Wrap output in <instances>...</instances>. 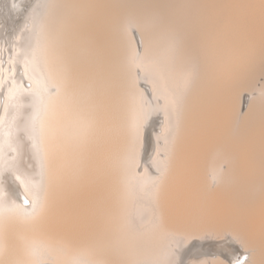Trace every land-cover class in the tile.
I'll use <instances>...</instances> for the list:
<instances>
[{
	"label": "bare ground",
	"instance_id": "bare-ground-1",
	"mask_svg": "<svg viewBox=\"0 0 264 264\" xmlns=\"http://www.w3.org/2000/svg\"><path fill=\"white\" fill-rule=\"evenodd\" d=\"M138 2L0 0V36L3 41H10L8 44L15 46L18 54L15 60L6 61V64L10 63L12 70L21 64L22 77L31 79L33 84H30L34 87L32 91H26L21 84V76L14 74L16 69L9 73L7 69L10 67L0 68L4 77L11 81L7 87L0 79V100L6 103V108L14 109L12 117L21 112L23 95L29 94L38 100L37 168L41 174L36 186L32 173L21 163L23 141L17 138L18 128L4 123L0 130V173H9L14 180L0 185L3 194L0 197V241L5 243L2 236L8 235L10 240L7 242L10 245L12 242L11 247L21 248L20 245L27 243V236H40L44 246L40 243L32 246L29 258L20 251L25 256L24 264H38L47 255L52 258V264H100L104 259L107 264L109 261L112 264L134 261L139 264H236L244 259L243 253L247 252L243 247L240 248L243 253L237 251V246L234 249L235 241H243L251 249L253 246L256 249L251 253L253 264H264V97L249 95L246 108L241 111L244 95L252 92L255 78L264 71V42L260 46L259 41H252L255 34L251 35V31L243 40L239 37V42L236 33H224L225 37L236 36L234 41H228L222 32L233 31L234 28L233 25H228L231 26L229 29L224 23H219L224 3L206 8L205 3L196 0L189 14L179 15L178 30L187 35L185 38L184 34L176 32L173 37L178 43L179 53L182 56L197 55L203 66L202 76L215 78L210 83L215 87L214 94L219 96L220 104L214 100L217 104L215 109L210 107L213 100L208 105L206 103L207 107L215 109L206 108L211 110L209 114H213L209 119L211 114L206 113L201 104L206 113L203 116H209L202 120L200 114L193 131L190 129L192 125H188L185 145L181 142L186 136L178 138L177 144L183 136L180 142L183 147L178 146L185 147L184 153L181 151L182 156L179 155V159L182 157L179 163L181 167L187 164L188 169L179 167L180 171L177 169L179 172L175 173L180 165L175 166L176 159L171 162L174 164L171 166H175V175L173 173L169 180L166 179V186L163 180L169 175L167 161L157 157L164 147L157 144L160 140L156 141L160 136L174 135L178 109L170 99L162 106L157 104L159 102L150 104L153 95L165 93L161 79L153 75L148 77L153 84L149 99L146 91L138 88L141 77L132 73L136 61L131 58L134 46L137 49L140 45L149 51L154 46L148 38L149 32L131 14ZM39 5H42L41 11L33 17L34 25H39V36L33 40L24 24L32 19ZM239 7L235 12L243 10V6ZM245 10L247 13L249 9ZM226 12H229L228 7ZM235 12L230 14L231 20L235 19L232 20L235 24L242 22V12L237 15ZM127 13L133 23L126 21ZM219 24L225 27L221 33ZM252 24L261 41V37L264 38V8L258 20L249 21V26ZM132 26L140 29H137V38L129 32ZM3 41L2 47L6 44ZM229 42L234 44L233 47H229ZM253 42L254 46L256 42L260 44V49L252 50ZM30 44H33L32 50L27 47ZM240 53H245V56L240 57ZM49 87H55V91L50 92ZM205 88L207 90L206 85ZM163 113H166V119ZM8 149L14 150L13 157L8 156ZM175 151L174 158H177L180 151ZM211 155L213 159H210ZM202 162H210L208 168L216 179L213 190L205 191L202 186L198 172ZM219 163L226 164V169L218 167ZM139 166L144 171L142 174L137 171ZM155 167L159 176L147 178ZM18 179L26 185V192L18 186ZM4 187L7 193L2 191ZM15 190L20 196L24 192V203L37 201V214L24 208L22 202L15 205ZM163 190L166 194H160L169 199V223L185 225L182 224L186 220L185 213L203 204L210 209L208 222H229L241 232L233 236L230 230L225 231L227 226H224V232L218 235L187 236L181 243L177 242L175 234L166 230L168 227L163 228L165 220L161 224L155 217L147 222L140 219L141 212L153 209V199ZM180 210L184 213H179ZM246 213L249 226L240 224V216ZM58 242L72 255H62L57 248H47ZM169 242H172L171 246ZM197 259L200 261L195 262Z\"/></svg>",
	"mask_w": 264,
	"mask_h": 264
},
{
	"label": "rangeland",
	"instance_id": "rangeland-1",
	"mask_svg": "<svg viewBox=\"0 0 264 264\" xmlns=\"http://www.w3.org/2000/svg\"><path fill=\"white\" fill-rule=\"evenodd\" d=\"M138 1L139 2L137 4V6H135V8L133 9V11H132L131 14L134 15L137 18L138 22L140 24H142L144 26V28L149 32L148 33V38L153 42L154 46H152V48L150 49V51H149V49H147L145 47L142 48L140 45L137 46V49L134 46L133 52H132V57L131 58H132L133 61L136 59V61H134L135 63H134V68H133V72L132 73H133V75H135L137 77H141L140 83L138 82V88L140 87V88L144 89V91H146V93L148 94L149 99L151 97L150 86L152 87L153 84H151L152 82H151L150 79H148V77H150V76L153 75V76L157 77V79H161V82L163 84L162 88L164 89V92L165 93H157L156 96L153 95L151 97L153 100L150 101V104L159 102L157 104L160 105V106H162V105L165 104V101L167 99H170V100L174 101V103H175V105L177 107L176 109H178V110H176V113H175V116H176V118H175L176 119V130H175L174 135L172 137H170V136H160V138L156 141V142H158L160 140L161 143L158 142L157 144L160 147H164L161 151H159L157 153V157H159L162 160H166L167 161V168H168L167 175L168 174L169 175L166 176L164 178V180H163V181H166V179L170 178V176L174 173L175 170H176L175 173H177V172L180 171L181 168L188 169L187 168L188 167L187 164H185L183 167H181V165H180L181 163H179L181 161V158H182L181 157L182 156L181 155V153H182L181 151L183 150V153H184V150H185L184 149L185 147L184 148H181L179 146H181L182 144L185 145L184 142L187 141V137H188L187 136L188 133H185V132H187V129L190 128L189 126H191V125H192V127L190 129H192V131H193L195 125L197 124L198 119L200 118L199 117L200 114L202 116V118H201L202 120H204V118H207L210 114H211V116H209L207 119L212 118V115H213L212 112L209 114L208 113L209 110L208 111L206 110V108L207 109H211V108H209V106L207 107V105L210 104V102L213 100V102H211L212 103V106L210 105V107H213V108L216 109L217 108V104L220 101V99H219V96H216L214 94L215 87H212L213 84L210 83L215 78L212 79V77L211 78H209V77H203L202 76V68H203V66H201V61L197 57V55L182 56L181 55L182 53H179L178 43L173 38L174 35L176 34V32H179L182 35L184 34V33L180 32L178 30L179 27H180L179 26L180 24H178V17H179L180 14L185 15L188 11H190V7L194 5V2H196V0H138ZM201 1L206 4L205 5L206 8H208V7L210 8V6H212L213 4L220 5V4L224 3L225 6L223 5V14L221 15V19H220V22L219 23H222V24L224 23L223 25H226L225 27H229L228 25H233L234 30L233 31L230 30L229 32H224L223 30L225 29V27L223 25L219 24L221 26L220 33H221V31H223L222 32L223 35H224V33L228 34L230 32H233L234 35L236 33V35L238 36L237 37L238 39H236V40L238 42H239V40L241 38L243 40V37H245V35H249V31H251V35H252V33H253V35L254 34L256 36L258 35L257 34L258 31L256 30L255 26H253L254 24H252V26L251 25L249 26V21L250 22H255L256 20H258L260 18V11H262V9L264 8V0H244L243 1V4L244 5L241 4L242 3V0L241 1L240 0H237V2L235 0H229L230 1L229 4L228 3L227 4L225 3V2H228V0L227 1L226 0H201ZM160 3H162V4H160ZM231 6H233V7H231ZM239 6H243V7H241V9L243 8V10H244V11L241 10L239 12V13H241V12L243 13L244 12L243 14L242 13L240 14V15H243V16H240L239 15L240 18L241 17L243 18V20H241L243 23L242 22H239V23H236L235 24L233 22V21H235V19L233 20V18H232V20H233L232 21L231 20V15L235 11H238V9H240ZM41 7H42V5H39V7H37L34 10V12L32 14V19L31 20L29 19L24 24V27L26 29L30 30V33L32 35V39L33 40H35L39 36V25L38 24H35L34 25L33 17L35 18V15H37V13L41 11V9H40ZM227 7L229 9V12H226ZM244 7L247 10L249 9L247 11V13L245 12L246 10L244 9ZM132 8H133V6H132ZM256 10H259V11H256ZM235 13H236V15L239 14L237 12H235ZM248 13L251 16L249 15V16L245 17L246 15H248ZM253 13H255V14H253ZM187 14H189V12ZM224 14L226 15V17H225ZM125 16H128L127 17V20H126L128 23H133V21L129 17V13H127ZM157 16H160V17H157ZM252 16H254V17H252ZM222 17H223V19H222ZM226 18H228V19H226ZM244 18L247 19V20L245 19L247 25L244 22L245 21ZM237 21H240V20H237ZM27 23H28V25H27ZM225 23H227V24H225ZM240 23H242L244 25H242V24L241 25H237V24H240ZM222 26L224 28H222ZM235 26L237 27V32L235 31L236 30V27ZM230 27H229V29H230ZM238 27L241 29L242 32L241 31H238V30H240ZM131 29H132V31H131ZM137 29H138V31H140V29L137 26H132L131 28H129V32L131 33V35H133L136 38H137V34H138ZM242 29H244V31ZM247 29H249V30H247ZM238 32L241 35L238 34ZM233 33L231 35H233ZM245 33H247V34H245ZM242 35H244V36H242ZM255 35L252 36V39L251 40L252 41H259L260 44H261V45L260 44L259 45L262 46V44L264 42V38L261 37L262 40L260 41V39H259L260 37L259 36L256 37ZM184 36H185V38L187 37L186 33L184 34ZM224 37H225V35H224ZM235 37L236 36H233L232 38H230V36H226L225 38L227 40L228 39L229 40L232 39L234 41L233 38H235ZM239 37H241V38L239 39ZM170 38H171V40H170ZM2 41H3V39L0 36V62L2 61L1 63L3 64L2 65L0 63V66H1L0 68L2 70H4V69H7L8 67H10V69L8 68L7 71L8 72L10 71L9 73H12L13 70H15L16 68H14L12 70L11 64L10 63L9 64L8 63L6 64V61L15 60L16 59V57L18 56V54H17V48L15 46H13L12 44H10V43L8 44V42H10L8 40L6 42L3 41L4 44L5 43L6 44L2 47ZM230 42L228 44L229 47L230 46L233 47L232 45H234V44H232ZM253 44H254V42L252 43V50H255L256 51L257 49H260V46L257 44V42L255 43L256 44L255 46ZM27 47H28V49L32 50L33 49V44H30ZM7 49L9 50V52H8ZM240 55H238V56H240V57H242V55L245 56V53H240ZM6 56H8V57L6 58ZM244 56H243V58H244ZM1 57L2 58L4 57V58L2 59ZM17 65H18L17 68L20 69L21 71H19L18 69H16L14 71V72H16V73H14L15 76L16 75H18V76L20 75L21 76V84H22V86L24 85V89L26 91H32L33 88H34L33 85H32L33 84L32 80L31 79H28V77L26 79L23 78L22 77V75H23V73H22L23 69L20 68L21 64L18 63ZM219 66L220 65H218L217 67H219ZM184 68H186V69H184ZM169 71H171V72H169ZM1 77L2 78L4 77V72H1V70H0V79L4 81L3 83L7 87L10 86V82L11 81L10 80H7L5 77L3 79ZM205 78H206V81H205ZM257 79H259V80H257ZM262 79L264 80V71L259 72L258 75H257V77L255 78L256 81L254 80V88H253L252 92H249L250 94L247 93V94L244 95V100H243L244 102H243V105L241 107V109H242L241 111L242 112L246 108V103H247L246 100L248 99L249 95H252V96L254 95L253 97H256V96L260 95V96L264 97V81H262ZM202 80H204V81H202ZM30 83H32V84H30ZM208 83L210 84L209 87H208V85H209ZM214 84H215V81H214ZM205 85L207 87L208 92H207V90L205 88ZM147 86H148V88H147ZM200 87H202V88H200ZM50 88H51V90H50ZM208 88L210 89L211 93H210V91H209ZM212 88H214V89H212ZM200 89L203 92L204 91L205 92L204 93H201L202 91L199 92ZM49 91L50 92H54L55 91V87H49ZM205 94H207L208 96H206ZM202 95H204V96L203 97H200ZM197 96H198V98H197ZM209 96H211V97L213 96L214 98L216 96V98L213 99V98H211ZM192 97H194V98H192ZM195 97H196V99H195ZM199 98H201V99H199ZM214 100H216V103L217 104L215 103ZM0 101H1L0 102V130L3 127V124L4 123L5 124L8 123L7 125L8 126L10 125V127L13 126L14 128H18L17 138L19 140L23 141V144L21 146V151L23 153L22 158H21V163H22V165L24 167H26V169L30 173H32V180L35 183V185L37 186L39 184V181H40V178H41V176H39V175H41L40 174V171L37 168L38 167V164H39V152H38L39 151V129H38V126H39V124H38L39 123L38 122L39 103H38V100L37 99H32V97L29 94L28 95H23L21 97V112L18 115H16L15 117H12L11 116L13 114V112H14V109L13 108L12 109L6 108V106H5L6 103H2L3 99H1ZM179 102H180V104H179ZM146 103L147 102L144 101V104H146ZM194 103H196V104L194 105ZM204 103H205V105H204ZM206 103H207V105H206ZM213 103H214V105H213ZM33 104H35V105H33ZM201 104L204 106L205 110L207 111L206 113L209 114L206 117L203 116V114L206 115V113H204L205 110H204L203 106H201ZM219 104H220V102H219ZM198 105H200V106H198ZM188 106H189V108H188ZM184 107L187 108V109H185ZM190 107H193V108H190ZM199 107H202V108H200L202 111H200V109H197ZM183 109H185V110H183ZM181 110H182V112H181ZM194 110L196 112L197 111L198 112L200 111V112L199 113H195ZM203 110H204V112H203ZM211 110L214 111L213 109H211ZM185 112H186V114H185ZM201 112H203V113H201ZM196 114H198V116ZM165 115H166V113L164 114V116ZM191 115L193 117H191ZM189 117L192 120H189L188 119ZM165 119H166V116H165ZM184 120H187V121H184ZM186 123H187V125H186ZM182 127H184V130H183ZM181 128H182V131L183 132L180 131ZM178 131L179 132H182V133L180 134ZM181 135L186 136V137H184L185 140L183 139V136H182L181 137V141L183 139V142H181L180 139H179V141L182 144H180V142H178V144H177L178 138H180ZM165 142H166V144L168 142V144L166 145ZM177 146H178V148H177ZM182 147H183V145H182ZM24 148H25V151H24ZM174 149L175 150L178 149L180 151V154H178V157H177L178 159L176 157L174 158V155H176L175 154L176 151ZM28 151H29V153H28ZM179 151H177V153H179ZM7 154H8L9 157H13L14 156V150L13 149H8L7 150ZM162 154H164V155H162ZM179 155H181L180 156V159H179ZM172 156H173V158H172ZM212 157H213V155L210 156V159ZM174 160H175V166L177 164L180 165L178 167L176 166L177 167L176 169H175V166L174 167L171 166V165H174L173 164L174 163ZM88 162H90V159H88ZM88 162H87V164H88ZM171 162H173V163H171ZM169 165H170L171 169H170ZM209 165H210V162H207V163L206 162H202V163H200V166L198 167V172L201 174V177H202L201 178V183H202V186L205 189V191L213 190V188L215 187L214 185L216 183V179L213 176V173H212L211 169L208 168ZM88 166L90 167V163L88 164ZM179 167H181V168L179 169ZM218 167H220L223 170H225L226 169V164H220L219 163L218 164ZM172 169H173V171H172ZM177 169H179V171ZM135 170H136V167H135ZM137 171H138L139 174H142L144 172V171H142L141 166L137 167ZM169 171H171V172L169 173ZM175 173L173 175H175ZM158 176H159V170L155 167L154 171L151 172V175L150 176H146V177L147 178H153V177L156 178ZM12 178H13L12 175L9 174V173H6V172L0 173V185H5V182L6 181L12 182L14 180ZM168 180L166 181V186L168 185L167 184L168 183ZM17 183H20V185H18V186L19 187L21 186V188H20L21 190H23L24 192L27 191V187H26V185L22 181H20L18 179L17 180ZM164 186H165V184H164ZM2 191L4 193H7V189L5 187H4V190H2ZM164 191L165 190L162 191L163 193L160 191L159 194H157L155 196V198L153 199V209L152 210H146V212H141L142 215H141V218L140 219H141V221H146L147 222V220L150 219L151 217H152V219L155 217V218H157L160 221L161 224L165 220L163 222L165 226L162 224L163 228L168 227V229H166V230H168L171 233L175 234V237H176L175 240L177 242H180L181 243L184 240V238L187 237V236L194 237V236H202V235H210V236L211 235H218V233L220 234L221 232H224V229L227 232L230 230L229 232L232 233L233 236L239 234V233L236 234V232H238V231L241 232V230L239 228H236L237 226H235L234 224L229 223V222H225V223L224 222L223 223H220V222H215V221L208 222L207 221V219H208L207 218L208 217L207 215H208V213H210V209H209V206L203 205V204L201 206H198V208L197 207L196 208H190L189 211H190L191 215H190L189 211H187L185 213L186 214L185 215L186 220L182 223V224H185V225L181 226V225L173 224L171 222L169 223L168 222L169 221V218H170L169 199H167L168 197L166 195H161V194H164L166 192V191L165 192ZM13 192H14L13 193V195H14V198L13 199H14L15 205H18L19 206V203L18 202H22V204H23L24 202L22 201V198L23 197H26L25 194H24V192H22L23 194L21 193V196L23 195L22 197L20 195H17V191L16 190L13 191ZM2 195L3 194L0 191V197ZM157 198H159L158 199L159 201L162 200L163 202L160 201V203H161L160 204L159 201H157ZM26 199L28 200V198H26ZM164 199L167 201V204H163L164 202L166 203V201H164ZM28 201H29V203H27ZM28 201L26 203H24L25 204L24 208H26L27 210H31L32 209L33 212H34V214H37L38 213V208H39L38 207V204H37V201L35 200L33 202V204L30 203L31 200H28ZM159 204H160V206H161V208L163 210H160L161 208L159 207ZM161 213L163 214V216H162ZM179 213H184V212L180 210ZM242 217H243V221H242ZM187 220H188V222H187ZM217 223H220V224H217ZM240 224H242L243 226H249L250 225L249 216H248L247 213L246 214H242V216H240ZM224 226H227V227H225L224 229H222ZM209 227H211V228H209ZM226 228H229V229L227 230ZM205 229L207 231H203ZM234 233H235V235H234ZM2 238L4 240H6L5 241L6 245H4L5 243H4L3 240L0 241V244L1 243H4V244L0 245V259H4V261L2 260L3 262L0 260V264H24L23 257H25V256L24 255L22 256L20 254V251L23 252L26 255L27 258H29L30 257L29 255H31V253H32V248H33L32 246L37 245L39 243L44 246V244L42 242V239L38 235L27 236L26 238H28V241L29 242L27 241L26 244L20 245L21 248H18V246H14V248L11 247L12 242H11V245H10V242L9 241H8L9 244H7L8 243L7 240H10L9 237H8V235L7 236L4 235V237L2 236ZM169 244L171 246L172 242L171 243L169 242ZM243 244H244V246L246 245V243L243 242V241L242 242L237 241V243L235 241L234 249H236V246H237V249H239L237 251H239L241 253L243 250L242 249L240 250V248L243 247L245 249L244 251L247 252V253H243L242 252L243 254H245L244 255L245 257H244L243 260H241L240 263H236V264H244V263L245 264H248V263L250 264V262H251V264H253L254 258L252 257V254L251 253H253V250L255 252L256 249L254 248V246L252 247L253 249H251V246L250 245H246L244 247ZM8 245H9V247L7 248ZM45 247H47V246H45ZM47 248L48 249H55V248H57L56 250L60 254H62V255H72L71 251L68 250V249H66L59 242L58 243H53L50 246H48ZM13 253H16V254H13ZM248 254H250V258H248ZM100 257H102L101 256V253H100ZM252 258H253V260H252ZM48 259H50V260H48ZM101 260H103V259H101ZM199 261H200L199 259L195 260V262H199ZM38 262H39L38 264H52L53 260H52V258L50 256L47 255V256H43ZM98 263H100V262H98ZM230 263H232V262H230ZM100 264H107V261L104 259V262L102 261ZM109 264H112V262L110 263V261H109ZM129 264H139V262L138 261H134V262L129 263Z\"/></svg>",
	"mask_w": 264,
	"mask_h": 264
},
{
	"label": "water",
	"instance_id": "water-1",
	"mask_svg": "<svg viewBox=\"0 0 264 264\" xmlns=\"http://www.w3.org/2000/svg\"><path fill=\"white\" fill-rule=\"evenodd\" d=\"M28 203V202H27Z\"/></svg>",
	"mask_w": 264,
	"mask_h": 264
}]
</instances>
